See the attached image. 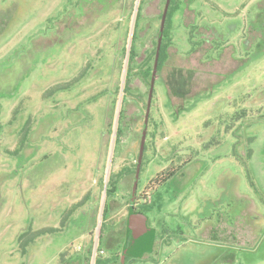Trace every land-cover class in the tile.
I'll return each instance as SVG.
<instances>
[{"label":"rangeland","instance_id":"rangeland-1","mask_svg":"<svg viewBox=\"0 0 264 264\" xmlns=\"http://www.w3.org/2000/svg\"><path fill=\"white\" fill-rule=\"evenodd\" d=\"M165 5L0 0V264L106 259L130 204L123 264H264V0Z\"/></svg>","mask_w":264,"mask_h":264},{"label":"trees","instance_id":"trees-1","mask_svg":"<svg viewBox=\"0 0 264 264\" xmlns=\"http://www.w3.org/2000/svg\"><path fill=\"white\" fill-rule=\"evenodd\" d=\"M171 1L172 0L168 1L169 3L167 5V9H166L165 14H164V20L166 22L168 21V16L170 15V12L172 11V9L170 8ZM163 13H164V11H163ZM163 13L161 14V17H163ZM133 38H135L134 35H133ZM166 39H167V34H164V33L158 34V42H157V46H156L157 51H155V50L153 51V53L155 54L154 55V61L155 62L157 61L158 65L161 62V58H162L161 55L165 54L164 50L167 48V46L169 44V42L166 41ZM133 51H134V46H132L130 48L129 53H130L131 57L129 56L130 57L128 60L129 62H131V60H132L131 58H132ZM145 74H146V71H145ZM173 173H174V170H170L167 172H160L159 174H156L153 177V182L158 183L161 180H165L168 177H170ZM120 174H122V173L120 172L117 175H120ZM113 177H114V175H110L109 181H108V186L106 188V191L109 194L114 193V191L117 188L116 187L117 180L114 179ZM130 198H132V193L130 194ZM148 198H149V195H147V193H144V191L140 195H138V197H137V199H143L144 200V202L141 203L142 206L148 204L147 202H145ZM141 214L144 215V213H142V210L137 209L135 207V205L130 204V206L128 207V221L126 224V232L124 233L123 236H119L115 229H111V231H108V229L111 227H108L106 224H102V227H101L102 233L99 234L97 245H98L99 250L106 245V248L109 249L108 251L110 253V257H108L106 259L95 258L94 264H119L118 259L120 257V254L123 253V250L127 247L130 236H131V228L129 226V220H130V218H137L138 215H141ZM118 250H119V253H117ZM88 252L90 253L91 249H88ZM89 253L84 254V260H85L86 264H88V261L90 260ZM131 258H132L131 256L126 255L125 262L128 259L130 260ZM133 258H135V257H133Z\"/></svg>","mask_w":264,"mask_h":264},{"label":"water","instance_id":"water-1","mask_svg":"<svg viewBox=\"0 0 264 264\" xmlns=\"http://www.w3.org/2000/svg\"><path fill=\"white\" fill-rule=\"evenodd\" d=\"M168 1L166 0V5L164 7V13L162 19L164 20V14L167 9ZM140 160V158H139ZM135 181L133 184L131 203L135 199ZM129 226L131 228V236L127 247L123 250L121 257V264L125 262V257L127 254L139 255L143 251L152 250L155 231L152 227L147 226V218L145 215H138L137 218H130Z\"/></svg>","mask_w":264,"mask_h":264},{"label":"crops","instance_id":"crops-1","mask_svg":"<svg viewBox=\"0 0 264 264\" xmlns=\"http://www.w3.org/2000/svg\"><path fill=\"white\" fill-rule=\"evenodd\" d=\"M156 241L158 242L159 240H158V239L156 240V235H155L152 249H153L154 244H155ZM150 251H152V250H150ZM145 252H147V251H143V252H141L139 255H131V256H132V257H140V256H142Z\"/></svg>","mask_w":264,"mask_h":264},{"label":"built area","instance_id":"built-area-1","mask_svg":"<svg viewBox=\"0 0 264 264\" xmlns=\"http://www.w3.org/2000/svg\"><path fill=\"white\" fill-rule=\"evenodd\" d=\"M101 251V250H100ZM102 252V251H101Z\"/></svg>","mask_w":264,"mask_h":264}]
</instances>
